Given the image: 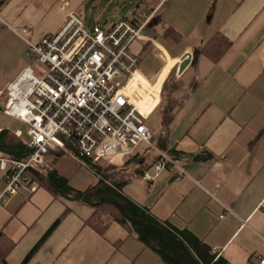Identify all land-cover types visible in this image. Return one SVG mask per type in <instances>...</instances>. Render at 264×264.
<instances>
[{"label": "crops", "instance_id": "1", "mask_svg": "<svg viewBox=\"0 0 264 264\" xmlns=\"http://www.w3.org/2000/svg\"><path fill=\"white\" fill-rule=\"evenodd\" d=\"M85 1L4 3L0 30L20 40L25 51L8 69L0 94L31 67L25 61L40 70L14 31L26 29L25 38L38 44L54 35L68 14L77 15ZM125 1L129 8L121 17L86 26L144 24L142 38L131 46L138 64L128 90L139 111L148 114L145 124L155 132L154 144L187 176L176 180L177 173L167 168L143 182L156 155L141 147L116 163L121 193L181 234L178 241L197 264L202 263L189 242L214 262L256 264L264 258V0ZM185 59L188 65L177 72ZM59 154L49 153L46 162L49 157L56 167L55 159L66 155L84 162ZM4 183L0 171V193ZM35 187L0 203V234L12 245L3 264H165L155 245L109 217L103 235L93 231L87 224L95 211L91 204Z\"/></svg>", "mask_w": 264, "mask_h": 264}, {"label": "built area", "instance_id": "2", "mask_svg": "<svg viewBox=\"0 0 264 264\" xmlns=\"http://www.w3.org/2000/svg\"><path fill=\"white\" fill-rule=\"evenodd\" d=\"M143 26L121 20L88 27L70 13L54 35L38 44L25 38L26 29L14 31L40 70L23 69L0 94L1 115L27 126L23 145L32 152L18 162L0 158L5 173L0 203L21 189L35 190L25 171L47 168L50 152L116 164L142 147L156 155L143 182H152L167 168L177 173L176 180L187 176L178 161L154 144L155 132L145 124L148 114L139 111L128 90L138 64L131 46L142 38ZM13 135L21 138L19 132ZM257 259L256 264H264V258Z\"/></svg>", "mask_w": 264, "mask_h": 264}, {"label": "trees", "instance_id": "3", "mask_svg": "<svg viewBox=\"0 0 264 264\" xmlns=\"http://www.w3.org/2000/svg\"><path fill=\"white\" fill-rule=\"evenodd\" d=\"M6 1L0 0V8ZM217 59L214 58V62ZM31 153L30 149L23 145L10 131L0 129V158L18 162L29 157ZM83 161L90 166L99 180L95 186H91L82 192L69 187L66 180L48 167L29 168L25 171V177H27L29 185L45 186L55 196L79 199L91 204L95 211L87 224L97 234H104L108 226L104 217H109L111 221L127 227L143 243L155 245L157 247L156 252L165 264H197L198 261L183 243L178 241L181 234L159 223L122 195L121 190L124 182L121 179L117 182V173L115 172L118 167L115 164L106 162L102 164L90 159H83ZM189 245L202 264H224L223 261L219 260L214 262L213 257L209 256L205 250H201L196 243L189 242ZM11 246L0 234V264H3Z\"/></svg>", "mask_w": 264, "mask_h": 264}, {"label": "rangeland", "instance_id": "4", "mask_svg": "<svg viewBox=\"0 0 264 264\" xmlns=\"http://www.w3.org/2000/svg\"><path fill=\"white\" fill-rule=\"evenodd\" d=\"M129 6L125 0H86L83 6L77 11V16L85 25H93L95 23L103 24L107 20L121 17ZM20 40L15 38L12 34L5 30H0V88L3 81L8 76V69L15 62L16 56L25 51V46ZM22 45V49L21 46ZM21 49V52H20ZM27 66L34 67V63L25 61ZM4 102V97H0V105ZM1 107V106H0ZM0 128L7 129L12 134L19 132L21 134V141L28 142L26 136L27 126L22 123L4 117L0 113ZM56 167L51 158H47V165L50 170L57 168L66 178L69 187L78 191L85 190L89 185L97 180L94 176L90 166L86 162H77L72 156H60L55 159ZM116 165V164H115Z\"/></svg>", "mask_w": 264, "mask_h": 264}, {"label": "water", "instance_id": "5", "mask_svg": "<svg viewBox=\"0 0 264 264\" xmlns=\"http://www.w3.org/2000/svg\"><path fill=\"white\" fill-rule=\"evenodd\" d=\"M188 63H189L188 59L183 60L182 63L180 64V66H179V71L178 72L181 73L184 70V68L188 65Z\"/></svg>", "mask_w": 264, "mask_h": 264}]
</instances>
